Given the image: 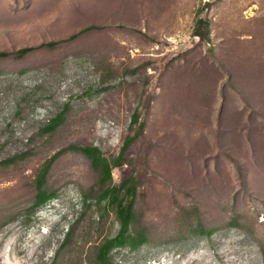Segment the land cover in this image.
Returning <instances> with one entry per match:
<instances>
[{"label": "rangeland", "instance_id": "374dc122", "mask_svg": "<svg viewBox=\"0 0 264 264\" xmlns=\"http://www.w3.org/2000/svg\"><path fill=\"white\" fill-rule=\"evenodd\" d=\"M0 52V264H101L125 178L107 264H264V0H0Z\"/></svg>", "mask_w": 264, "mask_h": 264}, {"label": "trees", "instance_id": "16d2710c", "mask_svg": "<svg viewBox=\"0 0 264 264\" xmlns=\"http://www.w3.org/2000/svg\"><path fill=\"white\" fill-rule=\"evenodd\" d=\"M209 23L205 20H199L196 27L195 35L201 38H205L208 35ZM93 29L87 28L82 31H89ZM206 31L204 34L203 31ZM75 38V37H74ZM46 46L42 45L41 47ZM34 48H24L17 52V57L22 58L28 53L32 52ZM8 52H0V60L4 57L9 56ZM140 116L138 113H135L133 116L132 123L138 124ZM62 121V116H58L55 120L50 122L46 131H54ZM137 131L136 134H138ZM135 135L130 141L126 144L124 149L120 154L108 160L105 158L96 148H77V152H81L83 155L87 156L92 160V165L95 169H99L102 174L101 185L105 186L112 180V172L116 168H121L123 166V155L124 152L128 149L132 141L136 138ZM51 161L45 165L38 176L37 180V207H41L47 204L50 200L54 198V194H49L43 189L44 180L48 174ZM137 191V185L134 183L132 178H125L120 186H112L110 184L107 188L102 191L101 200H110L112 204L116 205L117 216L121 224L120 232L112 239L108 240L100 249L99 259L101 264H107L108 257L111 251L115 248L128 246L131 249H138L146 242L145 238L139 234L133 235L130 233V226L133 218V203Z\"/></svg>", "mask_w": 264, "mask_h": 264}, {"label": "bare ground", "instance_id": "6f19581e", "mask_svg": "<svg viewBox=\"0 0 264 264\" xmlns=\"http://www.w3.org/2000/svg\"><path fill=\"white\" fill-rule=\"evenodd\" d=\"M32 237H33V234H32V236L29 238V240H30L29 242H31ZM10 246H14V242H11V243L9 244V247H10ZM7 250H8V249H7ZM5 253H6V252H5Z\"/></svg>", "mask_w": 264, "mask_h": 264}]
</instances>
